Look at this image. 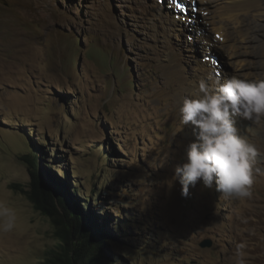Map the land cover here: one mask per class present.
<instances>
[{
  "label": "rangeland",
  "instance_id": "obj_1",
  "mask_svg": "<svg viewBox=\"0 0 264 264\" xmlns=\"http://www.w3.org/2000/svg\"><path fill=\"white\" fill-rule=\"evenodd\" d=\"M107 1L120 33L92 15L91 0H0V205L16 215L15 227L0 231V264H45L63 253L59 229L29 199L38 158L43 181L54 176L70 202L111 232L97 242L75 239V264H232L240 242L248 264H264V119L234 117L258 149L250 199H224L202 182L184 198L174 180L195 139L180 125L179 107L199 94L191 84L241 72L228 48L215 38L207 47L203 30L196 35L161 10L190 30L169 34L187 62L186 80H171L163 43L123 15L133 13L124 0ZM256 25L260 43L249 48L246 78L253 81L264 79V16ZM202 64L215 68L195 69ZM64 221L70 228L72 218Z\"/></svg>",
  "mask_w": 264,
  "mask_h": 264
},
{
  "label": "clouds",
  "instance_id": "obj_2",
  "mask_svg": "<svg viewBox=\"0 0 264 264\" xmlns=\"http://www.w3.org/2000/svg\"><path fill=\"white\" fill-rule=\"evenodd\" d=\"M198 93L185 97L179 107L180 125L191 127L195 137L187 146L184 161L174 170V180L182 186L181 195L187 198L189 186L202 182L208 189L215 184L224 199H250L258 149L240 135L234 117L254 122L264 119V79L253 81L233 75L218 81L215 90L201 82ZM15 222V211L0 205V231L10 232ZM245 248L244 242L235 245L229 257L232 264H248Z\"/></svg>",
  "mask_w": 264,
  "mask_h": 264
},
{
  "label": "bare ground",
  "instance_id": "obj_3",
  "mask_svg": "<svg viewBox=\"0 0 264 264\" xmlns=\"http://www.w3.org/2000/svg\"><path fill=\"white\" fill-rule=\"evenodd\" d=\"M124 1L126 5L122 3V0H119V3L121 2L125 7L128 6L130 9H133V13H129L126 10L123 15L137 20L142 31L148 36L150 33L151 37L156 41L154 45L159 46L163 43L162 52L164 53V61L168 64L167 66H162H164V68L167 67L168 70L165 71V73L168 74L171 80H180L181 82L186 80L185 69L187 67V62L182 59L181 53L179 52L180 48L177 49L175 47L172 42V37H170L169 34L172 33L177 39L178 37H183L185 32L188 33L191 29H197L196 35L198 30H203V34L199 39L204 42L207 47L215 45L213 41L215 38L223 49L228 48L229 58L233 59L238 67L237 70L241 71L238 73L234 70L231 76L235 75L242 79L250 78V70H247L249 68H247V66L251 65V61L253 60L251 57L255 56V53L250 51L249 48L260 43L257 39L256 20L257 17L263 18L264 16V0H196L198 3V14L195 16V13H193L192 16L186 20V22L191 19L196 20L195 25L191 24L190 30L180 25L173 26L175 21L172 19L174 18H161V10L167 14L172 12L166 10L167 6L160 4L157 0V2L154 0ZM90 3L91 12H93L92 15L113 23L115 25V32L120 33L122 26H119V24L122 23V20L119 17L120 15H117L114 11L112 3H109V5L107 0H91ZM149 10L153 18L156 19L151 17ZM175 19H177V14H175ZM214 68V65L206 67L203 64L195 67L196 70L200 71L205 69L212 71ZM210 78L214 80L209 83L208 88L213 90L211 86H216L219 79L216 78L215 75L210 76ZM203 81L204 80L201 82ZM191 85L193 92L199 89V86Z\"/></svg>",
  "mask_w": 264,
  "mask_h": 264
},
{
  "label": "trees",
  "instance_id": "obj_4",
  "mask_svg": "<svg viewBox=\"0 0 264 264\" xmlns=\"http://www.w3.org/2000/svg\"><path fill=\"white\" fill-rule=\"evenodd\" d=\"M31 163L35 169L32 172L34 181L29 199L34 203L36 209L53 220L54 225L59 229V236L65 244L63 253L54 259H48L45 264H75V259L71 255V252H74L73 241L75 239L90 238L97 242L96 237L104 240L105 236H110L111 232L109 230L107 233L106 229L98 226L92 218V212L83 214V210L79 208L78 204L75 206L72 201L68 200L69 193L62 182L52 175L49 176L51 185L43 181L40 158L34 159ZM68 218H72V224H69L70 228L65 227L64 219ZM83 247H87L86 243Z\"/></svg>",
  "mask_w": 264,
  "mask_h": 264
},
{
  "label": "snow or ice",
  "instance_id": "obj_5",
  "mask_svg": "<svg viewBox=\"0 0 264 264\" xmlns=\"http://www.w3.org/2000/svg\"><path fill=\"white\" fill-rule=\"evenodd\" d=\"M180 7L182 8V5H180ZM188 39L190 40L191 37H188ZM202 59L205 61V62H211L212 61V57L210 55H205L202 57Z\"/></svg>",
  "mask_w": 264,
  "mask_h": 264
},
{
  "label": "water",
  "instance_id": "obj_6",
  "mask_svg": "<svg viewBox=\"0 0 264 264\" xmlns=\"http://www.w3.org/2000/svg\"><path fill=\"white\" fill-rule=\"evenodd\" d=\"M211 245H212V242H211L210 240L204 241V242L202 243V246H203V247H210Z\"/></svg>",
  "mask_w": 264,
  "mask_h": 264
}]
</instances>
